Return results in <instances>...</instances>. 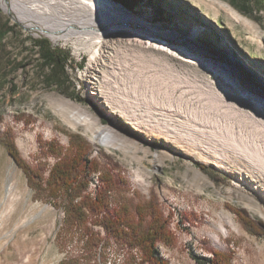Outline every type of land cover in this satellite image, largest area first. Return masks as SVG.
Wrapping results in <instances>:
<instances>
[{"label":"rangeland","instance_id":"374dc122","mask_svg":"<svg viewBox=\"0 0 264 264\" xmlns=\"http://www.w3.org/2000/svg\"><path fill=\"white\" fill-rule=\"evenodd\" d=\"M113 1L160 31L194 37L211 66L230 62L264 87V0H220L242 16L239 20L203 0H131L132 9ZM1 17L14 30L0 47V80L6 82L0 88V137L10 131L28 164L44 161L50 167L56 159L45 155L42 146L56 142L67 147L70 135L79 134L88 142L89 159L100 166L90 173L85 194L95 197L102 169L123 179L121 194L134 203L155 194L174 236L172 245L157 243L159 255L170 264H196L194 257L208 259L211 249L228 254L229 264H264V216L255 208L264 214V179L252 171V161L216 147L215 138H203L192 128L205 124L207 131L223 130L230 123L235 135L252 140V113L264 120V110L257 109L259 101L246 100L238 74L230 83L213 67L147 43L143 32L91 44L82 38L54 42L2 7L0 22ZM31 38H46L69 52L66 70L82 102L37 78ZM163 41L172 48L180 44ZM16 60L23 65L11 67ZM211 93L241 98L239 105L251 118L225 117L208 99ZM62 105L92 115L96 129L116 130L114 144L103 142L105 133L92 141L93 132L73 127L76 119ZM222 212L235 223L224 222L225 231L215 226ZM244 218L254 226L244 224ZM63 219V207L36 196L0 142V264H127L126 248L113 241L103 246V240L85 249L83 231L66 229ZM93 229L106 239L102 227ZM211 232L218 233V241Z\"/></svg>","mask_w":264,"mask_h":264},{"label":"trees","instance_id":"16d2710c","mask_svg":"<svg viewBox=\"0 0 264 264\" xmlns=\"http://www.w3.org/2000/svg\"><path fill=\"white\" fill-rule=\"evenodd\" d=\"M117 1L132 9L131 0ZM241 10L246 12V7ZM1 19L0 47L4 45L8 34L14 30V26L9 25L8 18ZM30 40L37 78L49 87L58 88L63 95L82 102L83 99L75 95V86L66 70L67 64L71 62L69 52L52 46L46 38ZM22 65L21 60H16L11 67L19 68ZM5 83V79L0 80V88L4 87ZM63 86L66 89H61ZM9 88L13 91L12 94L17 93L15 87ZM69 88L71 89L68 90ZM2 99L3 96H0V107ZM0 142L24 171L36 196L63 207L64 227L68 230L83 231L85 249H90L89 245L98 247L103 240V246L113 241L127 249V264H170L159 255L157 243L172 245L174 236L155 194L137 203L128 200L121 194L125 187L123 179L108 169L101 170V184L95 197L90 198L85 194L90 173L98 170L100 166L97 161L89 159V145L81 135L71 134L67 147L56 142L44 144V154L56 159L48 168L44 161H38L35 166L28 164L20 156L10 131L0 137ZM46 170L47 176L44 175ZM243 220L247 226H254L248 218ZM93 226L102 227L106 239L100 237ZM211 254L212 257L208 259L195 256L194 260L196 264L230 262V256L224 252L211 249Z\"/></svg>","mask_w":264,"mask_h":264},{"label":"bare ground","instance_id":"6f19581e","mask_svg":"<svg viewBox=\"0 0 264 264\" xmlns=\"http://www.w3.org/2000/svg\"><path fill=\"white\" fill-rule=\"evenodd\" d=\"M203 1L219 4L220 7L227 9L237 20L242 18L231 6L220 0ZM0 6L3 10L12 12L18 19L27 22V26L39 28L54 42L59 39L82 38L91 44L109 36L143 32L147 34L143 36L147 43L152 42L155 45L163 46L171 52L182 54L205 67H213L209 61L204 60V56L200 55L203 49L196 45L194 37L185 38V44L181 42L172 48V45L163 40H179L180 38L175 31H160L113 0H0ZM133 24L137 26H133ZM196 48L198 52H196ZM89 65L92 67V64ZM213 69L230 83L236 82L233 74H238L240 81L238 80L237 84H239V89L244 94L246 93V100L259 101L260 105H256L257 109L261 108L264 110V87H258V85L253 83L246 72L230 62H226L224 67L220 66L218 69L213 67ZM208 96L210 102L216 109H221L225 117H230L231 115L247 117V113L239 105L244 101L241 98L237 97L234 100L230 94L219 95L211 93ZM59 107L66 111L67 114H73L76 119V122L72 124L73 127L80 128L83 126L86 132L91 131L94 133V136L91 137L92 141H95L105 133L103 142L114 144L113 135L118 134L116 130L111 127L96 129V123L92 121V115L86 112L73 113L64 105ZM248 116L250 117V115ZM192 128L194 132H198L203 138L206 135L211 136L213 139L215 138L216 147L228 150L238 159H244L247 163L252 161V171H257L264 179V120L259 115L252 113V140L241 137L242 135H235V127L230 123L225 128L221 126L223 130L207 131L208 128H206L205 124H198ZM255 208L264 216L259 206ZM220 218L221 221L215 223V226L220 231H225L224 222L235 226L232 216L228 213L222 212ZM210 236L215 241L220 238L216 232H211Z\"/></svg>","mask_w":264,"mask_h":264},{"label":"water","instance_id":"95a60500","mask_svg":"<svg viewBox=\"0 0 264 264\" xmlns=\"http://www.w3.org/2000/svg\"><path fill=\"white\" fill-rule=\"evenodd\" d=\"M1 8V7H0ZM133 26H137L136 24H133ZM185 38H180L179 40H177V42L181 43L184 42ZM196 52H198V50H196ZM201 56H204L205 58H207L208 56L206 55V53H204V51L200 54ZM212 58V57H211ZM210 58V59H211ZM214 58H212L211 60H213Z\"/></svg>","mask_w":264,"mask_h":264},{"label":"built area","instance_id":"2783aa9c","mask_svg":"<svg viewBox=\"0 0 264 264\" xmlns=\"http://www.w3.org/2000/svg\"><path fill=\"white\" fill-rule=\"evenodd\" d=\"M96 183H97V180H95V183L92 184L91 189L96 187Z\"/></svg>","mask_w":264,"mask_h":264}]
</instances>
